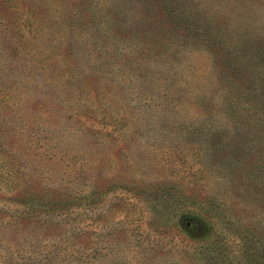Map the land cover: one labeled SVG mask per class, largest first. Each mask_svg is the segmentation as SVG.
I'll use <instances>...</instances> for the list:
<instances>
[{"label":"rangeland","instance_id":"rangeland-1","mask_svg":"<svg viewBox=\"0 0 264 264\" xmlns=\"http://www.w3.org/2000/svg\"><path fill=\"white\" fill-rule=\"evenodd\" d=\"M0 264H264V0H0Z\"/></svg>","mask_w":264,"mask_h":264}]
</instances>
